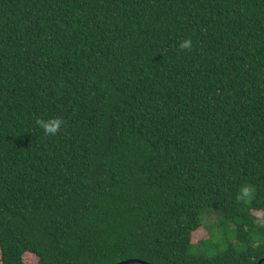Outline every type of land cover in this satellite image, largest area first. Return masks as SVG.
<instances>
[{
    "label": "trees",
    "instance_id": "trees-1",
    "mask_svg": "<svg viewBox=\"0 0 264 264\" xmlns=\"http://www.w3.org/2000/svg\"><path fill=\"white\" fill-rule=\"evenodd\" d=\"M256 213L264 0H0L1 264H258Z\"/></svg>",
    "mask_w": 264,
    "mask_h": 264
},
{
    "label": "clouds",
    "instance_id": "clouds-1",
    "mask_svg": "<svg viewBox=\"0 0 264 264\" xmlns=\"http://www.w3.org/2000/svg\"><path fill=\"white\" fill-rule=\"evenodd\" d=\"M193 47V41L191 38H185L180 41L178 45L179 51L188 50L191 51ZM36 126H38L45 136H55L64 126V121L56 116V117H49L45 118H37L35 121Z\"/></svg>",
    "mask_w": 264,
    "mask_h": 264
},
{
    "label": "rangeland",
    "instance_id": "rangeland-1",
    "mask_svg": "<svg viewBox=\"0 0 264 264\" xmlns=\"http://www.w3.org/2000/svg\"><path fill=\"white\" fill-rule=\"evenodd\" d=\"M255 216L260 221L264 219L262 213H256ZM215 220L216 218L213 215L209 214L205 219V223L209 224L210 221H215ZM208 236H209L208 231L204 227L200 228L199 231H197L193 236L194 244H197L199 241L208 238ZM24 259L27 264H37L38 262L37 258L34 255L28 254L24 257ZM0 264H1V256H0Z\"/></svg>",
    "mask_w": 264,
    "mask_h": 264
},
{
    "label": "water",
    "instance_id": "water-1",
    "mask_svg": "<svg viewBox=\"0 0 264 264\" xmlns=\"http://www.w3.org/2000/svg\"><path fill=\"white\" fill-rule=\"evenodd\" d=\"M263 261H260L258 264H261ZM134 263L149 264V263H146V262H143V261H139V260H128V261L120 262L118 264H134Z\"/></svg>",
    "mask_w": 264,
    "mask_h": 264
}]
</instances>
